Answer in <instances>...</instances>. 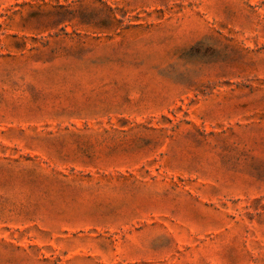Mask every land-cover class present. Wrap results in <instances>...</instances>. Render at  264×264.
<instances>
[{
	"label": "rangeland",
	"instance_id": "1",
	"mask_svg": "<svg viewBox=\"0 0 264 264\" xmlns=\"http://www.w3.org/2000/svg\"><path fill=\"white\" fill-rule=\"evenodd\" d=\"M0 264H264V0H0Z\"/></svg>",
	"mask_w": 264,
	"mask_h": 264
}]
</instances>
